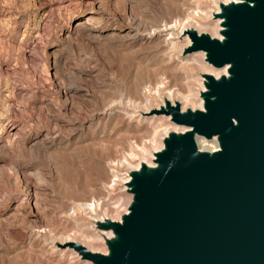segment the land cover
<instances>
[{"label": "rangeland", "instance_id": "rangeland-1", "mask_svg": "<svg viewBox=\"0 0 264 264\" xmlns=\"http://www.w3.org/2000/svg\"><path fill=\"white\" fill-rule=\"evenodd\" d=\"M192 1L0 0V264H93L70 246L64 258L47 250L45 236L107 250L110 230L95 223L131 196L128 165L142 162L141 148L154 155L160 126L105 113L142 101L143 88L159 81L174 97L197 91L199 101L204 90L203 71L192 61H205L201 52H186L184 39L173 50L133 39L128 18H174ZM90 14L97 17L91 24ZM159 109L152 111L157 122L174 125Z\"/></svg>", "mask_w": 264, "mask_h": 264}, {"label": "water", "instance_id": "water-1", "mask_svg": "<svg viewBox=\"0 0 264 264\" xmlns=\"http://www.w3.org/2000/svg\"><path fill=\"white\" fill-rule=\"evenodd\" d=\"M221 39L188 31L226 75L202 74L201 109L157 110L185 131L169 132L154 165L131 170L127 213L96 221L107 253L68 245L93 264H264V0L219 4ZM195 136L216 139L200 150Z\"/></svg>", "mask_w": 264, "mask_h": 264}, {"label": "bare ground", "instance_id": "bare-ground-1", "mask_svg": "<svg viewBox=\"0 0 264 264\" xmlns=\"http://www.w3.org/2000/svg\"><path fill=\"white\" fill-rule=\"evenodd\" d=\"M229 1H232V0H193L192 1V5H193L192 8L182 10V12H181L182 14L180 16L176 15L174 18H170L169 16L168 17H163L162 16V18H160V19H152V20L146 21V19L143 20L140 17H136V16H133V15H130L129 18H128L129 19V22H130V25L128 26V29H127L126 33L128 34V36H130L133 39H140V40H144V41L145 40H147V41H152V40H158L159 41L160 40L165 45L166 48H170L172 50L175 47V45L181 39H184L185 40V47H187L190 44V39H189V34H188V31L190 29H194L198 33L202 32V30H209L210 33H211L210 35L212 37H216V38L221 39V35H220V30H221L220 18H217L216 21L213 22V23H211V22H203V20L204 19H208L210 17H213V14L214 13L219 12V4L220 3H227ZM150 7L151 6H149L148 8H150ZM143 8H144V6L142 7V9ZM152 9H155V8H152ZM142 12H144V10ZM160 13H161V11H160ZM85 19H86V21H89L90 24L91 23H94L95 21H97V17L95 15H93V14H90V15L86 16ZM81 22H78L76 24V29H77V26L81 25ZM127 38L129 39V37H127ZM143 43H142V45H143ZM131 45H133V44H131ZM162 47H164V46H162ZM182 49L183 48L181 46L178 47V51L179 52H181ZM200 55L204 56V53L201 52ZM179 59L180 58L178 56H176V58L172 59L171 61L177 62ZM192 61H193V63L196 64V66H198L203 71L202 73H204V74L212 75L215 78H217V77H219L221 75H226L227 74L226 67H223V68H214V67H212L209 64H205V61H203V60H201L199 58L198 59L197 58H194V57L192 58ZM130 75L131 74H129V76ZM193 81H194V79H193ZM131 82H133V81H131ZM199 85H200L201 88H203L202 87V82H199ZM139 86H140V84H139ZM196 93H197V91L194 92V93L186 94V95L177 93V94H175V97H174L173 91L170 90V89L169 90H164V83L159 81V83L151 86V88L150 87H144L143 88L141 94L143 95L144 98H143L142 101H140V102L137 101L138 103H135V104L132 103V102L131 103H126L124 101L125 102V107L124 108H122L121 110L109 111L108 113H105L106 114V118L108 119L111 114H120L121 116L127 117L128 119H136L138 122H140V121H149V123H151V124L156 123L160 127H159V129L158 128L155 129L154 135H153V142H154V144L151 145L153 147V151L156 152V151L160 150L163 147L162 137H165L169 132H172V131L173 132L185 131V127L178 128V126H176L175 124L174 125L172 124L171 126H169V125L167 126L166 125V126L162 127L161 124H159V122H157L159 119L157 120L155 118V116H154V114L152 112L153 109L165 108V105H166L165 102L168 101L172 105L175 102H178L179 105H180L181 110H185L187 108L192 109V110H195V109H201L202 110V108H203L202 100L197 101V100L194 99L196 97ZM198 93H200V92L198 91ZM174 98H176L177 101H175ZM117 101H119V100H117ZM120 101H121V98H120ZM155 105H157V106L155 107ZM116 106H117V104H116ZM112 107H114V106H112ZM91 113H93V112H91ZM158 118H160V117H158ZM153 128H155V127H153ZM150 129H152V128L150 127ZM195 141H196V144H197L198 149H200V150H205V151L212 152V151L217 150V148H218V145H217V142H216V139L215 138H212L210 140H207V139H205V138H203L201 136H195ZM129 151H131V150H129ZM130 155H132V153ZM141 155L143 156V159L141 160L142 161L141 163H137L135 165H132L131 164V165H128V167H130L132 170H137V169H139V167H140L141 164H146L148 166L154 165V163H152L149 160H147V158H152V159L154 158L153 153H149V152H147V150L145 148H141ZM16 171H18V170H16ZM9 179H6V180H9ZM11 179H12V177H11ZM128 181H129V178H127L126 182H128ZM113 183H115V182H113ZM27 199H29V198H27ZM130 199H131V196H129L126 199L125 203L119 204L116 207L115 212L113 214L109 215V216L107 214V210L105 209L103 211L104 216L101 217L100 220H103L105 218H108V219H110L112 221H120L121 220V216L123 214L127 213V211H128V207L127 206L129 205ZM96 205H97V207L100 206L99 203H97ZM80 206H81V204H80ZM33 207H35V206H33ZM87 207H88V209L91 212L94 211L95 210V204H94V202L93 203H88L87 204ZM93 213H95V212H93ZM85 217H87V215ZM41 230H42V228H41ZM109 233H111V232L109 231ZM36 237L40 238V236H36ZM45 237H42L41 238V242L43 243V246L46 247V249L49 250V251H51V252H61L63 250V248H64L63 246H67L68 247L69 246L68 245L69 243L75 242L73 239H71V237L70 238H65V239H62V240H58V239H52L51 240V239H48V238H45ZM81 245L84 246L85 248H87L88 250L92 251V252H99V253H104V254L107 253V250H103V249L102 250L101 249L99 250V248L97 249L96 247H94V245L91 242H89V240H88V243L86 245L85 244H81ZM30 247H32V246L30 245ZM19 251L20 250H18V252ZM71 251H72V249H71ZM60 256H61V258H64V256H65L64 255V252L63 253L61 252L60 253ZM72 256L73 255H70V256L67 257V262L70 263L73 260V257Z\"/></svg>", "mask_w": 264, "mask_h": 264}]
</instances>
